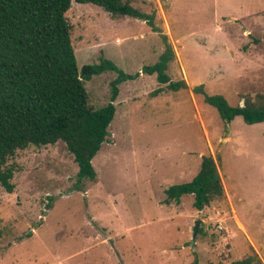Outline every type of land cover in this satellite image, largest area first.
I'll list each match as a JSON object with an SVG mask.
<instances>
[{"label":"rangeland","instance_id":"374dc122","mask_svg":"<svg viewBox=\"0 0 264 264\" xmlns=\"http://www.w3.org/2000/svg\"><path fill=\"white\" fill-rule=\"evenodd\" d=\"M153 15L113 17L72 2L66 17L77 66L111 61L134 80L116 84L109 136L92 160L93 182L62 142L7 160L14 190L0 187V264H264V122L225 125L194 88L230 106L264 97V0H134ZM173 92L141 73L163 53ZM112 71L84 82L88 103H108ZM162 88L161 93H151ZM211 157L224 197L196 210L191 195L165 204V190L192 180ZM77 187L81 191L77 190ZM200 221L193 238V227Z\"/></svg>","mask_w":264,"mask_h":264},{"label":"trees","instance_id":"16d2710c","mask_svg":"<svg viewBox=\"0 0 264 264\" xmlns=\"http://www.w3.org/2000/svg\"><path fill=\"white\" fill-rule=\"evenodd\" d=\"M134 0H0V187L8 194L15 169L7 160L30 146L43 147L57 142L65 144L78 167L76 184L93 182L96 173L92 160L109 136L115 115L117 85L134 80L139 73L127 74L111 61L77 66L71 40V26L66 17L72 2L101 7L113 17L143 20L155 29L153 15L133 6ZM157 31V30H156ZM165 48L158 60L143 66L141 73L155 75L169 91L186 88L184 81H172L167 75L174 53L162 36ZM112 71L108 103L93 109L84 86L93 76ZM159 88L151 93L157 96ZM204 103L216 109L225 125L235 117L248 124L264 122V97L245 100L242 106H230L220 95H208L203 87L194 88ZM77 190L81 191L79 187ZM193 197V207L200 211L224 197V188L214 160L203 156L197 174L191 181L175 184L165 190V204ZM232 264H261L249 256Z\"/></svg>","mask_w":264,"mask_h":264},{"label":"water","instance_id":"95a60500","mask_svg":"<svg viewBox=\"0 0 264 264\" xmlns=\"http://www.w3.org/2000/svg\"><path fill=\"white\" fill-rule=\"evenodd\" d=\"M200 224V221H196L195 224H194V227H193V238L195 237L196 233H197V230H198V226Z\"/></svg>","mask_w":264,"mask_h":264}]
</instances>
